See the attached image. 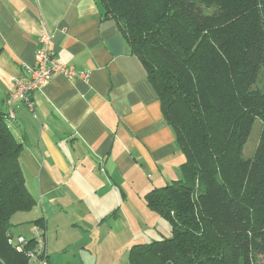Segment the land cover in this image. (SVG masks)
<instances>
[{
	"label": "trees",
	"instance_id": "obj_1",
	"mask_svg": "<svg viewBox=\"0 0 264 264\" xmlns=\"http://www.w3.org/2000/svg\"><path fill=\"white\" fill-rule=\"evenodd\" d=\"M98 2L140 61L184 156L183 179L145 196L171 236L134 245L130 264H264V88H256L264 0ZM4 107L0 99V264H29L10 243L12 218L36 201ZM257 122L260 142L245 158Z\"/></svg>",
	"mask_w": 264,
	"mask_h": 264
},
{
	"label": "crops",
	"instance_id": "obj_2",
	"mask_svg": "<svg viewBox=\"0 0 264 264\" xmlns=\"http://www.w3.org/2000/svg\"><path fill=\"white\" fill-rule=\"evenodd\" d=\"M44 30L59 64L89 74L87 82L56 76L34 94V111L13 105L10 129L23 145L20 162L36 206L14 215L11 235L31 241L43 221L50 243V231L58 234L67 221L83 237L97 234L118 204L144 201L180 180L184 156L140 61L98 0H0L5 109L13 79L27 81L26 68L35 65ZM111 227L102 232L112 234Z\"/></svg>",
	"mask_w": 264,
	"mask_h": 264
},
{
	"label": "rangeland",
	"instance_id": "obj_3",
	"mask_svg": "<svg viewBox=\"0 0 264 264\" xmlns=\"http://www.w3.org/2000/svg\"><path fill=\"white\" fill-rule=\"evenodd\" d=\"M256 88H264V68ZM261 129L260 123L257 122L245 147V158H250L256 153ZM160 172L166 175L162 169ZM181 179H183L182 170ZM134 194L138 199L136 192L133 191ZM136 204L121 203L109 212L107 221L101 223V226L104 229V224H112V234L110 235L104 234L100 226L99 230L95 231L97 234L88 233L86 237H83L72 230L76 227L67 221L63 230L60 229L58 234H56L55 228L50 231V235L54 239L49 243V234L46 228L48 255L51 256L52 263L130 264V251L134 245L161 241L171 236L169 222L154 215L147 208L145 197L144 201H136Z\"/></svg>",
	"mask_w": 264,
	"mask_h": 264
},
{
	"label": "built area",
	"instance_id": "obj_4",
	"mask_svg": "<svg viewBox=\"0 0 264 264\" xmlns=\"http://www.w3.org/2000/svg\"><path fill=\"white\" fill-rule=\"evenodd\" d=\"M53 35L50 31L44 30L40 38L41 49L38 50L33 67H27V81L14 79V91L6 101L8 106V117L15 119L13 105L17 101L24 102L27 107L33 111L35 104L31 96L36 92H40L46 85L50 83L58 75H64L69 79L89 81L87 72H79L74 67L59 64L52 52L51 44ZM29 242L24 237H17L10 240V243L19 253H23L29 261V264H51L48 248L47 235L45 229L34 226L33 228V245L29 247Z\"/></svg>",
	"mask_w": 264,
	"mask_h": 264
}]
</instances>
